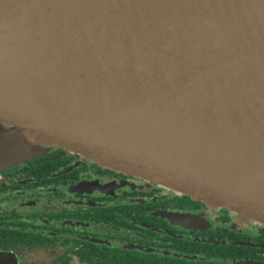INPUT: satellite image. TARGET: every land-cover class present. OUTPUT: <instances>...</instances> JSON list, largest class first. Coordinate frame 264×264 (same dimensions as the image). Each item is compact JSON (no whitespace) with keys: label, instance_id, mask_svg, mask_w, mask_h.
Segmentation results:
<instances>
[{"label":"water","instance_id":"95a60500","mask_svg":"<svg viewBox=\"0 0 264 264\" xmlns=\"http://www.w3.org/2000/svg\"><path fill=\"white\" fill-rule=\"evenodd\" d=\"M57 148L264 224V0H0V165Z\"/></svg>","mask_w":264,"mask_h":264},{"label":"flooded vegetation","instance_id":"af4514ba","mask_svg":"<svg viewBox=\"0 0 264 264\" xmlns=\"http://www.w3.org/2000/svg\"><path fill=\"white\" fill-rule=\"evenodd\" d=\"M0 264H264V224L50 149L0 165Z\"/></svg>","mask_w":264,"mask_h":264}]
</instances>
